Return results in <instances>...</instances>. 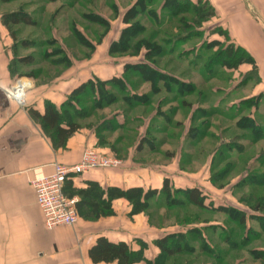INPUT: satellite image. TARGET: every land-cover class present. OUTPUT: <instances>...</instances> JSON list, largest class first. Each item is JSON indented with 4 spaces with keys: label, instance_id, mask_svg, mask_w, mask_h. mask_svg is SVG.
<instances>
[{
    "label": "crops",
    "instance_id": "0c3cea01",
    "mask_svg": "<svg viewBox=\"0 0 264 264\" xmlns=\"http://www.w3.org/2000/svg\"><path fill=\"white\" fill-rule=\"evenodd\" d=\"M209 2L216 9L217 14L213 18L215 22L224 25L230 40L248 51L256 61L255 69L249 62L240 65L244 72L255 70L258 79L243 100L258 95L263 98L261 102H264V0ZM11 42L8 27L0 15V264H116V261L94 262L90 257V248L100 236L112 242L123 241L129 244L140 255L133 264H188V261L195 260V257L188 259L190 254L202 255L203 259L196 261L197 264H264V246L251 248L247 244L252 221L263 218L264 212L253 211L254 206L244 196L225 199L204 196L206 206L201 207L186 198L171 202L162 192L165 178L171 183V180L176 181V176L171 175L169 165L156 162V157L180 160L186 135L191 131L188 128L189 131L183 130L182 135H173L171 126L175 127L178 122L186 123L187 119L175 122L178 115L176 109H172L171 105L167 109L158 110V107L160 101L168 97L170 104L177 101L180 109H185V97L190 92H185L178 85L163 91L152 90L164 95H161L155 111L142 115L140 108L151 106L149 103L152 100L148 92L152 87L149 82H145L142 87L144 91L133 92L147 93V102L130 106L128 112L120 108L111 112L109 108L116 105L117 101L106 104L97 109L99 120H96L97 116L94 120V114L89 111L79 119L81 127L67 139L64 146H59L41 119L32 114L30 109L42 113L47 101L61 109L76 88L73 76L66 74L67 79L55 81L49 87L36 84L35 77L32 81L23 77L17 79L8 67L12 58ZM116 72L103 79L122 76L119 70ZM22 79L28 82L23 103L11 94V87L14 84L20 85ZM259 108L261 120L264 118V105L259 104ZM239 110L243 111L241 107ZM239 110L237 112L241 113ZM126 113L131 116L127 123L123 119ZM238 113L235 125L241 129L243 127L239 121L242 116ZM192 134L194 137L197 135L195 130ZM170 135L179 136L174 149L170 146ZM262 136L256 140H261ZM196 140H193V144ZM88 147L113 151L124 163L119 167H101L74 173L69 185L78 202V221L73 225L46 228L30 180L36 173L52 172L55 162L68 165L78 163ZM175 168L182 171L180 167ZM196 176L187 177L186 187L178 182L173 187H198L189 186V181ZM179 177L180 182H184L181 178L187 180L186 175ZM234 184L243 186L239 180L234 181ZM130 188H142L144 191L158 189V193L143 197L146 206L141 205L136 210L134 202L117 191ZM87 189L90 190L78 192ZM184 205L199 210V215L184 224L183 220H177L178 215L175 214V222H170V212ZM201 212L207 216L200 218ZM242 214L245 219L243 223L240 220ZM239 231H243V236L237 242L235 237ZM261 231L264 233V226ZM176 234L186 235L194 250L174 253L162 250L158 241L164 236ZM222 235L225 242L220 248L219 237ZM223 248L241 254L236 257L230 253L224 256L227 250ZM256 251L262 252L259 255Z\"/></svg>",
    "mask_w": 264,
    "mask_h": 264
},
{
    "label": "rangeland",
    "instance_id": "374dc122",
    "mask_svg": "<svg viewBox=\"0 0 264 264\" xmlns=\"http://www.w3.org/2000/svg\"><path fill=\"white\" fill-rule=\"evenodd\" d=\"M168 1L0 0L1 18L3 14L17 13L20 17L29 19V23H12L7 26L12 39L9 71L12 74L17 71V79L23 77L29 78L30 81L34 76L29 73L36 72V84L44 87L67 79L66 74L73 76V84L76 87L91 81L83 94H76L80 100L76 101L80 103V107L83 106L80 111L92 112L95 120L96 116L100 115L97 111L99 108L92 103L94 100L117 101L116 105L109 108L111 112L118 108L128 112L130 108L123 98L121 88L117 85H103V78L119 70L123 88L125 86L127 90L125 94L132 93L133 90L144 91L142 87L146 81L142 76H138L140 74L137 68L132 65L149 62L151 67L162 71L168 78H177L183 82L184 91L190 92L185 97L186 108L180 109L177 101L170 104L168 97L160 101L164 93H154L148 88L152 99L149 103L151 106L140 108L139 111L142 115H147L157 109L156 104L159 101L161 104L158 110L167 109L171 105L172 109L178 112L175 122L187 119L186 123L178 122L175 127L171 126L173 135H180L188 128L191 132L195 130L197 134L194 137L191 132L187 133L182 149L183 157L177 159L178 163L173 158L156 157V162L161 161L169 165L171 175L176 176V181L171 180L172 187H175L176 182L186 187L184 185H188L187 177L198 174L189 181V186L198 185L204 196L212 199L244 196L252 206L255 205L253 211L263 213L264 185L252 183L251 175L264 172V118H259L262 115L259 104L264 105V102H261L263 98L258 95L243 100L258 82L255 70L244 72L242 67L232 66L231 58L225 51L232 45L225 35L228 31L224 25L216 23L213 19L217 13L209 0H179L175 3ZM203 1L212 5L215 14L204 18L200 24L197 22L199 12L195 7L203 5ZM130 8L136 9L133 10L135 16L125 22L124 15ZM178 36L188 39L182 41L177 39ZM155 46L159 49H155ZM149 49H152V56L147 61L146 53ZM19 56H30L33 58V64H19ZM152 79L156 80L154 77ZM20 81L22 84L28 83L24 79ZM92 82L95 87L91 86ZM171 82L172 85L175 84L173 79ZM163 83L164 79L160 85ZM114 86L116 87L113 88ZM164 89L166 88L161 86L160 91ZM240 107L243 111L239 110ZM237 109L241 113H238ZM236 113L242 117L247 115L246 123L252 120V123L261 129V140H256L259 132L256 128L245 123L240 124L243 127L241 129L236 127ZM124 117L125 123L131 119L127 113ZM99 119L100 117L96 118ZM173 135H170L171 149L176 147L179 138L178 135L174 136L175 138ZM193 140H196L194 144ZM236 146H239V149ZM106 152L115 154L113 151ZM175 167H180L183 172ZM179 175H186L187 180L181 178L184 182H180ZM244 179L246 181H243ZM236 180L243 186H236ZM172 196L185 199L183 193L176 190H173ZM180 207L170 212V222L174 221L176 214L177 220H183L186 224L200 213L190 205ZM205 216L207 214L201 212L200 218ZM262 226L264 216L252 221L247 243L249 247L264 246ZM242 236L243 231L237 232V242ZM224 238L223 235L219 237L220 248L225 242ZM223 249L227 250L226 253L223 251L224 256L229 253L234 257L241 254ZM188 257H195V260L188 261V264H197L196 261L203 259L202 255L195 254Z\"/></svg>",
    "mask_w": 264,
    "mask_h": 264
},
{
    "label": "trees",
    "instance_id": "16d2710c",
    "mask_svg": "<svg viewBox=\"0 0 264 264\" xmlns=\"http://www.w3.org/2000/svg\"><path fill=\"white\" fill-rule=\"evenodd\" d=\"M5 1V0H4ZM8 1V0H6ZM170 1V0H169ZM168 1V2H169ZM172 3L178 2L179 0H171ZM186 1V0H183ZM189 1V0H188ZM170 3V2H169ZM171 5V4H170ZM195 9L196 11L199 12L198 20L197 22L201 24L202 21H204V18L211 17L215 14V9L212 7V5L208 1H203V5L196 6ZM133 10L130 8L124 15V21L129 22L132 18H134ZM174 13V11H171ZM203 15V16H202ZM200 17V20H199ZM3 22L6 24V26L9 27L10 24H19L21 22H28L29 19H25L20 17L17 13H12V14H3L2 16ZM225 35L229 38L228 32L225 33ZM177 39L179 40H187L188 38L186 37H180L178 36ZM144 39H140L142 41ZM232 45H230V48L225 50L227 52V55L230 56V60L232 61V66L238 67L241 64L245 62L252 63L254 66V69L256 68V61L253 58L252 55L248 51H246L243 47L240 45H235L232 41H229ZM155 49H159L157 46H155ZM151 50L149 49L146 53V58L147 61L151 58ZM18 62L21 65H29L33 64V58L31 57H25V56H19L18 57ZM132 67L137 68V72L140 74V76L145 79L146 82L151 83L152 90L157 92L161 90V85L160 82L161 80H165V83H163L162 86H165V88L169 89L172 88L173 85H178L181 87V89H184L183 86L185 85L183 82L178 80L177 78H168V76L164 75L162 71H158L157 69L151 67L148 63H142V64H133ZM13 74H19L17 71L14 72ZM31 76H34L37 78L36 72H30L29 73ZM150 77V78H149ZM155 78L156 80H153L152 78ZM171 79L174 80L172 85ZM91 82V81H90ZM89 82V83H90ZM103 85H117V87H120L123 98L129 103L130 106H134L138 102H147L149 100V95L147 93H137V92H132V93H127V90H125V86L123 88L122 84V76H113L109 80H104ZM159 82V83H158ZM88 82L82 83L81 86L76 87L73 92L69 95L68 99L64 102L62 105V108L60 109L57 107L55 104H53L50 101L46 102L45 105V111L40 112L36 109L31 108L30 111L32 114H34L37 118H40L42 121V124L44 127L49 131L53 139L56 141L57 145L59 146H64L67 139L81 127V123L79 122V119L85 116L86 113L85 111H80L83 109L80 107V103L77 102L76 100L80 101L78 96L76 95L77 93L83 94L85 90H87V85L89 84ZM122 84V85H121ZM90 86V85H89ZM91 86L95 87L96 85H93V82L91 83ZM114 86L113 88H115ZM104 97V96H103ZM147 97V98H146ZM96 98V97H95ZM117 99V98H116ZM115 100L109 99V100H94L92 101L93 105L97 108H103L104 105L112 103ZM251 103H249L250 105ZM246 116L242 117V119L239 121L240 124L245 123L246 125H250L251 127L256 128L255 130H259L254 123H252V120L248 121L249 123H246ZM244 120L245 122H242ZM262 136L261 131L259 130L258 136ZM251 181L252 183L255 184H263L264 185V172L261 173H253ZM73 176L70 177L69 179L66 180L64 184V192L70 196L73 197L74 191L69 185L70 181L72 180ZM246 180V179H245ZM70 188V189H69ZM90 189L87 190H79L78 192L80 193H85L89 191ZM173 190L180 191L183 193L184 197L201 207H205L204 203V195L202 193V190L199 187H189V188H173L170 180L168 178H165L164 180V185L162 188V192L165 194L167 198L171 202L173 201H180V198H176L175 196H172ZM117 191L120 192L123 196H126L130 198L134 202V206L136 207L135 209H139L141 205L146 206V201L142 200L143 197H148L151 195H156L158 193V189H151L148 191H144L142 188H130L126 190H119ZM76 192V191H75ZM114 191L111 192L113 194ZM263 198H260L262 200ZM252 201V199H250ZM262 202V201H261ZM78 202H76V207L78 210L77 206ZM148 206V204H147ZM255 206V205H254ZM226 209V208H225ZM227 211H233L232 209H227ZM240 214V213H239ZM243 214L241 215V222H245V219L243 218ZM159 245L162 248V250L168 252V253H174V252H180V251H193L194 247L190 244L188 238L184 234H176V235H169V236H164L161 238L159 241ZM260 255V251H257ZM90 257L94 262H101V261H107V262H112L116 261V264H133L136 262L139 258L140 255L136 251L132 250L126 242H112L110 241L107 237L105 236H100L97 239L96 244H94L90 248Z\"/></svg>",
    "mask_w": 264,
    "mask_h": 264
},
{
    "label": "built area",
    "instance_id": "2783aa9c",
    "mask_svg": "<svg viewBox=\"0 0 264 264\" xmlns=\"http://www.w3.org/2000/svg\"><path fill=\"white\" fill-rule=\"evenodd\" d=\"M14 86L15 84L11 87L12 95ZM14 97L19 102H24V96L22 99L16 95ZM123 162L116 154L88 147L83 151L78 163L68 165L55 162L52 172L36 173L30 182L35 189L36 201L42 211L45 227L54 229L60 225H73L78 221L76 198L64 192L66 180L74 173L101 167H119Z\"/></svg>",
    "mask_w": 264,
    "mask_h": 264
},
{
    "label": "bare ground",
    "instance_id": "6f19581e",
    "mask_svg": "<svg viewBox=\"0 0 264 264\" xmlns=\"http://www.w3.org/2000/svg\"><path fill=\"white\" fill-rule=\"evenodd\" d=\"M25 86H26V84L24 82H23V84L20 83V85L14 86L15 88L12 89V91L14 93L13 95L14 96L16 95L17 98L22 99L24 96Z\"/></svg>",
    "mask_w": 264,
    "mask_h": 264
}]
</instances>
